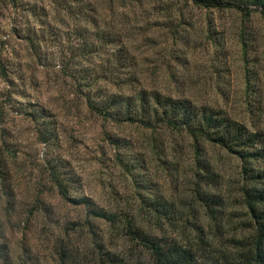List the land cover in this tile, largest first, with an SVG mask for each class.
I'll list each match as a JSON object with an SVG mask.
<instances>
[{
    "label": "rangeland",
    "instance_id": "obj_1",
    "mask_svg": "<svg viewBox=\"0 0 264 264\" xmlns=\"http://www.w3.org/2000/svg\"><path fill=\"white\" fill-rule=\"evenodd\" d=\"M22 1L28 8L36 6L41 16L0 0V150L7 142L15 152L10 163L15 195L0 199V264H94L92 231L110 237L113 226L95 218L87 225L86 209L67 202L52 186L48 161L61 156L69 162L80 179L76 195L127 213L140 201L134 176L153 181L155 189L178 201L191 194L190 143L177 133H151L91 112L81 90V69L94 70L101 57H88L89 61L76 56L79 41L67 31L76 22L69 17V26L62 25L57 14L66 11L53 1ZM93 1L116 29L140 42L148 37L146 47L136 51L142 85L222 109L264 132L261 8H206L192 0ZM170 22L175 24L172 28ZM30 102L50 110L58 128L54 147L39 141L36 122L22 111ZM110 135L128 145L118 147ZM163 147L167 150L156 151ZM206 152L220 174L211 190L223 196L224 212L214 220L204 206L195 207L211 243L208 250L221 257L223 250H234L233 238L250 233L239 190L241 161L219 146L208 144ZM125 162L137 167L135 175ZM38 198L43 203L37 204ZM162 229L184 243L196 240L192 227L184 232L166 222ZM116 240V250L125 255L127 242ZM199 254V264H212L202 251Z\"/></svg>",
    "mask_w": 264,
    "mask_h": 264
},
{
    "label": "trees",
    "instance_id": "obj_2",
    "mask_svg": "<svg viewBox=\"0 0 264 264\" xmlns=\"http://www.w3.org/2000/svg\"><path fill=\"white\" fill-rule=\"evenodd\" d=\"M9 1L21 5L23 10L33 16H41L36 6L28 8L22 0ZM51 1L60 11H66L65 14H57L62 25L69 26L71 19L76 22L73 29L67 30L79 41L74 46L76 56L87 60L88 57H101V62L94 70L81 69L85 72L80 78L81 90L89 110L106 120L137 124L151 130V133H177L189 140L193 156V186L189 196L181 197L178 201L155 189L153 181L149 180L147 183L134 176L140 201L135 210L127 213L101 206L90 196L76 195L80 179L72 172L69 162L61 156H54L48 161L46 173L52 186L67 202L86 209L87 225H91L89 219L95 218L113 226L116 234L113 231L110 237L92 231L96 253L94 264H199L200 251L212 264H264V132L251 129L222 109L196 103L188 97L176 96L173 92H162L142 85L136 51L146 47L150 42L148 37L140 42L137 36L116 29L111 19L107 20L98 13L97 4L93 0ZM122 1L142 3V0ZM192 2L197 6L219 9L246 10L249 5H253L261 8L264 14V0ZM250 13L251 10L248 11ZM174 25L170 22L169 27ZM247 74L248 89H251L249 73ZM26 106L22 111L36 122L39 141L48 147H54L58 139V128L50 110L32 102ZM109 139L118 147L128 145L121 138L112 135ZM208 144L225 149L241 161L242 179L239 190L246 208V228L250 232L241 238H233L234 250H223L221 257L208 250L211 243L204 225L197 218L195 207L198 203L204 206L207 214L214 220L224 212L223 196L211 190L219 184L220 174L206 158ZM166 150L167 147H163L156 151ZM14 155L9 144L4 142L0 150V199L3 195L8 198L15 195L10 166ZM120 160L123 162V158L120 157ZM125 163L127 170L134 171L135 175L137 167ZM36 203L43 202L38 198ZM166 222L174 229L181 227L184 232L192 227L196 231V240L184 243L175 235L162 232ZM121 237L128 244L125 255L123 251L116 250L117 244H114L115 238L117 242Z\"/></svg>",
    "mask_w": 264,
    "mask_h": 264
}]
</instances>
